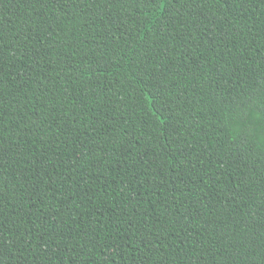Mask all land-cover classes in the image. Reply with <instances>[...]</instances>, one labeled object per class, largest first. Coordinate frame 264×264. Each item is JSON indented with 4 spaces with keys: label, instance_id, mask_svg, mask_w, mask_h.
Segmentation results:
<instances>
[{
    "label": "trees",
    "instance_id": "16d2710c",
    "mask_svg": "<svg viewBox=\"0 0 264 264\" xmlns=\"http://www.w3.org/2000/svg\"><path fill=\"white\" fill-rule=\"evenodd\" d=\"M0 264H264V0H0Z\"/></svg>",
    "mask_w": 264,
    "mask_h": 264
}]
</instances>
